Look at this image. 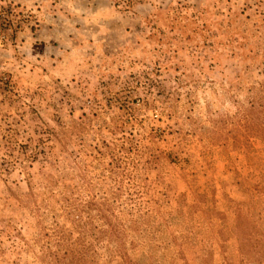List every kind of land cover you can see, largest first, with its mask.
<instances>
[{
  "label": "rangeland",
  "instance_id": "374dc122",
  "mask_svg": "<svg viewBox=\"0 0 264 264\" xmlns=\"http://www.w3.org/2000/svg\"><path fill=\"white\" fill-rule=\"evenodd\" d=\"M0 264H264V0H0Z\"/></svg>",
  "mask_w": 264,
  "mask_h": 264
}]
</instances>
